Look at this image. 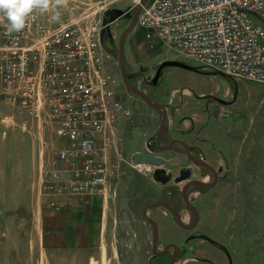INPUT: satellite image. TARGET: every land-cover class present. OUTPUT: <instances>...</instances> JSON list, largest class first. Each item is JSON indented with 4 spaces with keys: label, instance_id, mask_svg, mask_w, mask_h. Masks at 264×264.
Instances as JSON below:
<instances>
[{
    "label": "rangeland",
    "instance_id": "rangeland-1",
    "mask_svg": "<svg viewBox=\"0 0 264 264\" xmlns=\"http://www.w3.org/2000/svg\"><path fill=\"white\" fill-rule=\"evenodd\" d=\"M71 1L69 11L78 15L89 11L90 6L110 0ZM107 7L100 10L103 25L106 23L104 13L111 7L126 9L129 15L125 19L108 12L109 29L104 26L101 31L103 44L110 54L109 68L116 78L118 88L114 86V89L126 109L117 122L116 140L109 156L113 174L104 196L108 204L106 233L121 235L122 228L126 227L128 234L127 239H103L102 260L99 259L98 264H139L138 259L143 254L137 246L141 239L131 238L144 234L142 227L147 222L142 223L140 208L163 197L178 199L179 213L186 224L194 219V212L183 199L171 196L168 191L179 193L189 179L212 181L213 173L207 167L194 164L180 143H173L167 149L156 145L162 111L151 107L127 87L120 73L119 43L123 30L134 18V0H113ZM124 54L127 80L152 100L159 102L154 96L158 94L164 99L159 102L167 108L162 146L179 137L182 129H193L195 122L192 120L191 124L188 120L192 115L205 114L202 127L210 131V136L201 139L200 144L194 139H182L189 145L193 157L205 160L217 173L212 185L194 184L187 190V199L199 214L196 226L183 228L164 208H158L160 214L156 215L154 209L146 211L164 226H159L163 238H181L178 243L182 253L177 264H191L188 258L193 256L192 243L197 244L199 252L214 259L227 260L218 249L222 245L230 251L232 264H264V86L235 81L202 68L193 60L176 58L159 43L146 39L137 24L126 33ZM168 59H177L190 67L165 66L153 83L156 68ZM169 99L173 101L168 102ZM0 104V264H42L43 256L36 244L39 234V201L35 191L38 155H42L40 164L44 170L60 140L47 116L35 117L28 107H16L9 100ZM177 108L182 111L175 116ZM202 137L200 134L199 138ZM202 144L205 147H201ZM138 150L164 158L162 166L170 174L167 182L155 179L154 165L131 161L130 156ZM182 167L191 169L190 178L175 182L174 176ZM62 195L47 194L55 209L60 208L56 199ZM133 216L139 221L132 220ZM194 234L207 239L186 241L187 236ZM147 235H151L150 226ZM143 253L146 258L150 251Z\"/></svg>",
    "mask_w": 264,
    "mask_h": 264
},
{
    "label": "built area",
    "instance_id": "built-area-1",
    "mask_svg": "<svg viewBox=\"0 0 264 264\" xmlns=\"http://www.w3.org/2000/svg\"><path fill=\"white\" fill-rule=\"evenodd\" d=\"M112 2L51 25L34 11L18 33L7 34L0 22V101L47 116L60 140L41 168L45 195H106L110 151L126 112L102 41L100 10ZM134 6L144 37L174 57L264 86V0H134Z\"/></svg>",
    "mask_w": 264,
    "mask_h": 264
},
{
    "label": "crops",
    "instance_id": "crops-1",
    "mask_svg": "<svg viewBox=\"0 0 264 264\" xmlns=\"http://www.w3.org/2000/svg\"><path fill=\"white\" fill-rule=\"evenodd\" d=\"M68 2L72 1L68 0ZM69 8L70 6L67 5V7L56 10L60 13V19L58 21L77 14H74L72 10L69 11ZM53 15H55L54 11H49L43 14L39 12L41 20L49 25L58 22L52 19ZM49 20L52 21V23ZM114 86L115 89L118 88H116V85ZM158 95H154L155 98H157L159 102H164V99L158 97ZM167 101L172 102L173 100L169 99ZM181 111V108H177L175 116L180 115ZM204 118L205 114L201 117L198 115H192L188 120L191 124L192 120L195 122L193 129H182L179 137H174L173 139H194L198 141L197 144H200L201 139L205 140L210 136L209 129H204V127H202ZM184 120L185 119H183V121ZM200 134H203L204 137L199 138ZM200 146L205 147V144ZM41 160L42 155H38V180L35 186V191L38 196L37 200L39 201V209L37 210L39 234L36 239V244L41 252V256H43L42 264H92V262L98 264L99 259L102 260L103 239H127V236L125 235L128 234V228L123 227L121 235L117 234L116 236V233H112L110 236L107 235L108 204L106 198L101 193H91L81 196L70 194L62 195L56 199V203L60 205V208L55 209L50 202L51 198L44 195L41 191ZM158 208L161 207L154 209L155 215L160 214ZM132 220L135 222L139 221L135 216L132 217ZM142 223H146L144 219L142 220ZM132 224H134V222ZM160 225L162 227V224ZM142 228L144 234H135L131 239H134L135 237L144 238L149 236L147 235L149 224L147 225L146 223Z\"/></svg>",
    "mask_w": 264,
    "mask_h": 264
},
{
    "label": "water",
    "instance_id": "water-1",
    "mask_svg": "<svg viewBox=\"0 0 264 264\" xmlns=\"http://www.w3.org/2000/svg\"><path fill=\"white\" fill-rule=\"evenodd\" d=\"M145 0H140V2H144ZM108 12H114L116 14V16L120 15L121 13L124 12V9L118 8V7H111L109 8L105 13H104V20L106 22V29H109V21L107 20L106 14ZM138 12H139V8L138 6L134 7V18L132 20V22L123 30L122 32V36H121V41L119 43V56H120V73H121V77L122 80L124 82V84L129 87L130 89H132L135 93H137L138 95H140L146 103H148L151 107L161 110L162 111V117L159 123V129L156 133V140L158 143V146L160 147V149H167L169 148L173 143H180L183 145L187 155L189 156V158L191 159V161L198 165V166H203V167H207L208 169H210L213 173V180L212 181H205L203 179H189L188 181H186V183H184V185L182 186V197L184 202L186 203V205L194 212V221L192 226H194L198 219H199V214L198 211L196 209V207L187 199L186 196V190L187 188H189V186L194 185V184H198V185H203V186H209L212 185L216 179H217V173L216 170L213 166H211L209 163H207L205 160L199 159V158H195L191 155V152L189 150V145L181 140V139H173L171 140L167 145L162 146L161 145V138H162V134H163V130H164V125H165V121L167 118V110L166 107L164 105H162L161 103L152 100L146 93H144L141 89H139L136 85L130 83L127 78H126V70H125V66H126V59H125V54H124V43H125V36L126 33L133 28L136 24H137V16H138ZM168 65H176V66H181V67H186L189 68L190 66H188L187 64L177 60V59H168V60H163L158 67L156 68L155 74L153 76V78L151 79V81L153 83L156 82L157 78L160 75V72L162 70L163 67L168 66ZM131 161L135 164H151L154 165L155 167L153 168V176L155 177V179L161 183H165L169 180L170 174L166 172V169L162 166V164L164 163V158L158 154H154V153H149V152H144V151H137L134 152L131 156ZM192 171L189 167H182L179 169L178 174L174 176V181L175 182H180L182 180H185L187 178H190ZM160 205L163 204V202L161 203H149L145 209L151 207V206H155V205ZM144 209V210H145ZM177 222L181 225V226H185V224L182 221L181 215L177 212L174 211ZM143 215L149 220L151 221L154 225L155 221L150 218L147 213L144 211Z\"/></svg>",
    "mask_w": 264,
    "mask_h": 264
},
{
    "label": "flooded vegetation",
    "instance_id": "flooded-vegetation-1",
    "mask_svg": "<svg viewBox=\"0 0 264 264\" xmlns=\"http://www.w3.org/2000/svg\"><path fill=\"white\" fill-rule=\"evenodd\" d=\"M129 15V11L124 9V12L121 13L120 15L116 16L118 18H127ZM155 143L158 146L157 140L155 139ZM147 144H151L150 141H148ZM150 146L153 147V145L151 144ZM188 190V188H187ZM187 190H186V195H187ZM170 193L171 196H178L179 198L183 199L182 197V188H180L179 193L177 191H168ZM154 203H161L163 202V204H158L155 206H151L147 209H145V207L149 204H145L140 208V215L144 218V220L149 224V226L151 227V235L146 236L144 238L141 237H135L134 239H141L139 240V245L137 246V249L139 250L140 254L142 258H139V264L142 262V264H177L178 261H180V256L182 253V248L178 243V239H181L180 237H167V238H163L161 233H160V227H159V223L157 222L156 218L152 215H148L150 218H152L155 221L154 225L151 221H149L144 215V211L146 212L148 209H155L157 207H161L166 209L169 213H171L173 220L175 223L179 224L177 222L176 216L174 211H177L179 213V205H178V199L175 198H169V197H163L161 199H159L158 201H153ZM150 202V203H153ZM145 209V210H144ZM147 213V212H146ZM180 214V213H179ZM181 215V214H180ZM182 218V216H181ZM183 221V218H182ZM194 219L189 220L188 223L185 224V226L183 228L185 229H192L193 227L196 226V224L194 226H192ZM180 225V224H179ZM181 226V225H180ZM164 228V226H162ZM207 239L205 237H201L198 236L196 234L194 235H190L187 236L185 239L186 241H193L194 239ZM144 239H150V241H145ZM164 239V241H163ZM162 240V241H161ZM192 248H193V256L189 257L188 259L192 260L191 264H232V257L230 254V251L220 245L219 246V250L222 251V253H224V255L226 256V261H224L222 258L217 257V258H212L210 255H207V253L204 252H199L198 248H197V244L196 243H192ZM147 250L148 252L150 251V254H148V256L145 258L143 251ZM226 262V263H225Z\"/></svg>",
    "mask_w": 264,
    "mask_h": 264
},
{
    "label": "clouds",
    "instance_id": "clouds-1",
    "mask_svg": "<svg viewBox=\"0 0 264 264\" xmlns=\"http://www.w3.org/2000/svg\"><path fill=\"white\" fill-rule=\"evenodd\" d=\"M68 0H0V22L6 21L7 34L25 29L29 18L34 19V11L41 14L54 11L52 19H60L59 8L67 7Z\"/></svg>",
    "mask_w": 264,
    "mask_h": 264
},
{
    "label": "bare ground",
    "instance_id": "bare-ground-1",
    "mask_svg": "<svg viewBox=\"0 0 264 264\" xmlns=\"http://www.w3.org/2000/svg\"><path fill=\"white\" fill-rule=\"evenodd\" d=\"M184 220V219H183Z\"/></svg>",
    "mask_w": 264,
    "mask_h": 264
}]
</instances>
